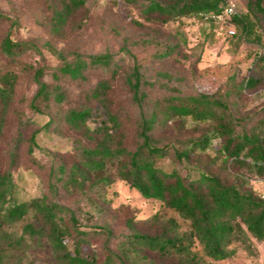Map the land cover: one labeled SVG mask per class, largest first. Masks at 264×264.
I'll list each match as a JSON object with an SVG mask.
<instances>
[{
	"label": "trees",
	"instance_id": "16d2710c",
	"mask_svg": "<svg viewBox=\"0 0 264 264\" xmlns=\"http://www.w3.org/2000/svg\"><path fill=\"white\" fill-rule=\"evenodd\" d=\"M58 1L51 4L56 33L86 3ZM125 1L142 12L144 20H133L139 28H146L149 22L163 26L185 17L205 22L206 16L221 13L226 4V0ZM247 9L264 26V0H249ZM0 19L11 23L0 41V56L12 67L31 73L36 85L29 109L50 118L46 129L55 120L62 124L75 142L69 163L62 158L53 161L48 154L52 160L46 175L47 193L21 203L15 197L14 172L22 144L34 163H38L37 152H48L39 145L38 131L25 137L22 120L13 141L0 150V264H35L26 260L29 239H46L60 264H200L178 235L174 219L156 215L137 220L131 208L123 207L109 218L84 225L80 204L69 205L61 199L63 190L81 195L82 200L95 188L104 190L117 180L145 199L179 213L190 223V235L213 261L237 259V251L230 248L237 240L253 237L264 241V197L248 187V176L264 178V110L246 114L239 104L245 92L264 89L262 79L249 75L238 82L233 75L213 93L183 95L173 74L159 71L156 77H148L129 47L123 49L132 58L126 68L111 53L76 54L69 59L50 45L61 63L51 71L52 82L48 83L46 66L25 62L37 46L14 37L15 21L1 12ZM230 23L236 29L233 39H248L253 33L242 15L233 16ZM177 46L169 43L156 57L170 59ZM256 58L264 70V52H257ZM93 71L100 72L99 78L89 84ZM18 80L15 69L0 70V143L6 128L2 113L13 102ZM67 81L87 85L72 105H68ZM158 89L160 94L153 96L151 92ZM119 90H126L125 101ZM94 108H102L107 120L92 130L88 120ZM190 124L194 125L191 129ZM162 159H170L176 166L190 163L198 174L184 176L178 168L165 172L157 167ZM100 201L95 205L98 215L110 213L105 197ZM31 213L35 221L25 223L21 234L7 229L24 222ZM119 218L126 232L117 237ZM93 247L94 252L89 253Z\"/></svg>",
	"mask_w": 264,
	"mask_h": 264
},
{
	"label": "rangeland",
	"instance_id": "374dc122",
	"mask_svg": "<svg viewBox=\"0 0 264 264\" xmlns=\"http://www.w3.org/2000/svg\"><path fill=\"white\" fill-rule=\"evenodd\" d=\"M54 1L56 0H0V12L16 23L14 37L32 43L38 48L29 53L25 62L36 67L46 66L45 81L48 83L52 82L51 71L61 63L49 50L50 45L63 51L69 59L76 54L85 57L111 53L114 61L126 68L131 65L132 58L123 49L129 47L148 77H156L159 71L173 74V82L183 95L213 93L233 75L238 82L249 75L257 76L264 81L262 64L256 58L257 52H264V26L249 14L247 9L249 0H230L236 5L238 14L246 17L253 27V33L248 39H233L220 31L215 33L211 30L210 23L201 22L194 17L173 20L163 26L157 22H149L146 23V28H139L133 24V20L142 21L144 16L138 8L125 0H86L84 8L56 33L52 26L51 4ZM10 24L9 20L0 19V41L9 30ZM171 42L178 45L173 56L168 60L158 59L156 53L164 50ZM8 69H15L19 73V80L10 108L2 113L6 128L0 150L6 149L13 141L22 120L26 123L22 129L25 137L38 131L39 145L48 152H37L38 163H34L26 154V144L21 146L19 166L14 172L15 197L20 203L30 202L47 193L46 175L52 160L48 154H52L53 161L62 158L69 163L70 152L75 150V142L70 138L67 128L57 124L56 120L49 129L44 128L50 118L34 114L29 109L36 92L31 73L21 70L20 67H12L0 56V70ZM99 73L98 71L90 73L89 84L99 78ZM65 87L69 95L71 94L68 105H72L76 101L77 93L86 89L87 85L78 81H67ZM151 94L153 96L160 94L159 89L152 91ZM120 95L125 101L126 90H119ZM239 104L242 112L246 114L264 110L263 87L242 94ZM106 120L105 111L102 108H94L88 126L94 130L102 126ZM193 126L188 125L190 129ZM216 144L217 142H214V145ZM157 167L165 172L178 168L184 176L189 175L192 178L198 174V169L192 164L176 166L170 159L159 160ZM248 177H250L248 187L264 197V178ZM102 196L111 208L110 213L100 216L95 205L101 202ZM61 199L69 205L80 204L78 211L84 225L92 224L100 217L109 218L114 211L123 207L131 208L137 220H147L156 215L165 220L174 219L178 225V235L183 237L186 246L200 264H264V241L259 242L253 237L237 240L230 246L237 251L239 255L237 259L226 262L213 261L205 255L198 240L190 235V223L179 213L159 201L145 199L120 180L104 190L95 188L82 200L81 195L63 190ZM119 219L121 223L115 224L117 237L126 232L122 224L123 219ZM34 221L31 213L24 222L7 229L21 234L23 225ZM28 241L30 248L26 252L27 261L35 264H60L46 239ZM94 249L95 247L89 249V253H93Z\"/></svg>",
	"mask_w": 264,
	"mask_h": 264
},
{
	"label": "built area",
	"instance_id": "2783aa9c",
	"mask_svg": "<svg viewBox=\"0 0 264 264\" xmlns=\"http://www.w3.org/2000/svg\"><path fill=\"white\" fill-rule=\"evenodd\" d=\"M235 15H238L236 5L228 0L221 13L206 16L205 22L213 23L218 31L224 32L228 37H233L236 34V30L233 24L230 23V20Z\"/></svg>",
	"mask_w": 264,
	"mask_h": 264
}]
</instances>
